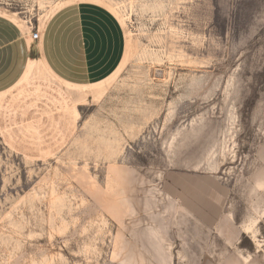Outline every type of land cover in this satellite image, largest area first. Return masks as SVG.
Instances as JSON below:
<instances>
[{
	"label": "rangeland",
	"instance_id": "374dc122",
	"mask_svg": "<svg viewBox=\"0 0 264 264\" xmlns=\"http://www.w3.org/2000/svg\"><path fill=\"white\" fill-rule=\"evenodd\" d=\"M77 2L108 22L94 81L35 56L0 92V264L216 263L215 231L246 234L226 253L264 264V0H0V14L30 34Z\"/></svg>",
	"mask_w": 264,
	"mask_h": 264
},
{
	"label": "crops",
	"instance_id": "0c3cea01",
	"mask_svg": "<svg viewBox=\"0 0 264 264\" xmlns=\"http://www.w3.org/2000/svg\"><path fill=\"white\" fill-rule=\"evenodd\" d=\"M96 11L93 2L68 4L45 21L36 41L31 40L29 34L15 22L0 14V92L19 80L28 60L35 56H41L50 70L65 82L84 84L94 81V72L103 66L106 59L102 54L98 55L94 47L100 41L99 30L108 26L105 15L103 17ZM99 60L100 65L97 64ZM200 215L203 217L205 214ZM240 215L238 226L248 217L257 216ZM219 220L221 218H216L215 223ZM215 233L217 239L213 243L221 246L225 253L216 263L208 261L207 264H230V261L244 264V255L242 257L238 251L228 255L226 251L236 245L240 251L245 243H251L246 234L240 232L229 244L221 234ZM195 241L186 240V243H199Z\"/></svg>",
	"mask_w": 264,
	"mask_h": 264
},
{
	"label": "built area",
	"instance_id": "2783aa9c",
	"mask_svg": "<svg viewBox=\"0 0 264 264\" xmlns=\"http://www.w3.org/2000/svg\"><path fill=\"white\" fill-rule=\"evenodd\" d=\"M29 28H30V39L31 40H38L40 37V31L38 26L36 27L34 24H32L31 22H28Z\"/></svg>",
	"mask_w": 264,
	"mask_h": 264
}]
</instances>
